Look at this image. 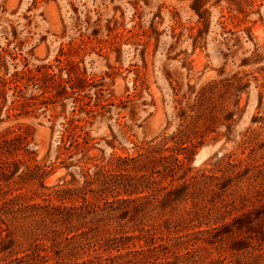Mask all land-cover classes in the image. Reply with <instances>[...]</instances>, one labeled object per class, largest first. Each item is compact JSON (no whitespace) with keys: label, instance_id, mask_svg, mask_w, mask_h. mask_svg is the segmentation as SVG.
<instances>
[{"label":"rangeland","instance_id":"rangeland-1","mask_svg":"<svg viewBox=\"0 0 264 264\" xmlns=\"http://www.w3.org/2000/svg\"><path fill=\"white\" fill-rule=\"evenodd\" d=\"M87 174L88 199L114 209L77 255L41 242L0 264L113 256L149 228L160 245L131 264H264V0H0V204L59 203ZM134 174L132 196L188 183L172 230L157 210L118 217Z\"/></svg>","mask_w":264,"mask_h":264},{"label":"trees","instance_id":"trees-1","mask_svg":"<svg viewBox=\"0 0 264 264\" xmlns=\"http://www.w3.org/2000/svg\"><path fill=\"white\" fill-rule=\"evenodd\" d=\"M40 169L41 166L38 164L28 166L27 173H30L33 178L40 177L42 176ZM88 176L89 174L85 175L86 183L81 186L56 188L54 193L60 200L59 203H24L19 202L18 197L7 198L3 201L0 204V220L2 221V223L0 221V255L1 253L14 252L21 248L30 249L41 242L47 249H53L58 255L65 253V257L68 258L77 255L78 243L87 235L88 228L95 222L110 218L108 216H112V209H114L113 207H107V203L104 204L88 199L86 194L90 190L88 185L91 183V179ZM133 176L137 177L135 174ZM132 177L130 184L125 189L129 196L121 199L123 203H126L124 211L118 217L121 219L128 218L133 221L138 220L143 223L142 217H138L139 211L143 209L157 210L158 213L155 218L162 217V224L168 230H172L178 219L182 217V215H173L175 213L173 212V207L180 201V197H176L175 192L180 189L185 190L188 187V183L181 187L170 189L162 198H150L148 195L132 196L142 187L140 179ZM101 182L105 184L107 177L105 176ZM101 188L100 186L97 191H101ZM73 194L80 195L83 198V202L79 204L64 203L63 200L71 198ZM168 206H170L169 209L167 208ZM105 212L106 216H103ZM167 213L169 214L168 216ZM3 215H10V217L2 218ZM84 226L87 228H84ZM147 231L146 241L148 246L137 250L119 251L113 256H94L74 262L57 260L52 263H45L44 256L33 250L23 256L13 258L10 262L11 264H131L142 257H152L160 245L157 244L153 231L150 228ZM127 237L131 238L133 235H127ZM102 244L105 248L115 247L120 249V242L117 236H106ZM168 263L173 264L172 262Z\"/></svg>","mask_w":264,"mask_h":264}]
</instances>
